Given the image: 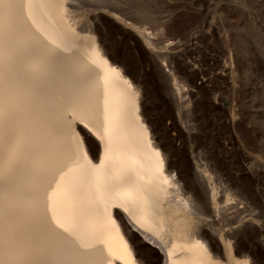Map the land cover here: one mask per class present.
<instances>
[{
    "label": "bare ground",
    "instance_id": "1",
    "mask_svg": "<svg viewBox=\"0 0 264 264\" xmlns=\"http://www.w3.org/2000/svg\"><path fill=\"white\" fill-rule=\"evenodd\" d=\"M148 1L0 0V264H264L245 245L264 208L179 161L108 46L103 11L130 21L122 5ZM138 31L178 122L194 72Z\"/></svg>",
    "mask_w": 264,
    "mask_h": 264
},
{
    "label": "rangeland",
    "instance_id": "2",
    "mask_svg": "<svg viewBox=\"0 0 264 264\" xmlns=\"http://www.w3.org/2000/svg\"><path fill=\"white\" fill-rule=\"evenodd\" d=\"M146 4L148 10L122 5L130 21L103 11L108 46L144 81L153 108L167 127L164 137L179 161L186 164V155L195 156L209 166L210 174L215 172L220 181L264 208V0H149ZM141 27L156 32L157 42L171 37L156 49L172 52L168 59L173 64L195 74L187 82L192 93L186 95L188 103L178 122L172 100L165 95L171 81L157 71L159 61L143 44ZM167 41L174 43L165 48ZM260 241L261 245L252 240L245 245L264 262Z\"/></svg>",
    "mask_w": 264,
    "mask_h": 264
}]
</instances>
